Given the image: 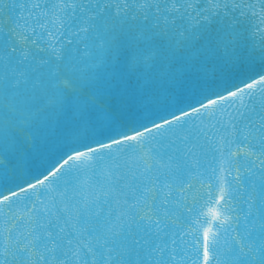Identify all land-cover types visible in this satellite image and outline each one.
Here are the masks:
<instances>
[{
	"label": "snow or ice",
	"instance_id": "1",
	"mask_svg": "<svg viewBox=\"0 0 264 264\" xmlns=\"http://www.w3.org/2000/svg\"><path fill=\"white\" fill-rule=\"evenodd\" d=\"M0 89V183L16 189L0 194V264H264V0H0ZM225 104L221 155L260 182L238 210L217 176L197 209L177 175L198 147L184 126ZM154 131L175 137L166 160ZM178 211L195 213L191 254L169 244Z\"/></svg>",
	"mask_w": 264,
	"mask_h": 264
},
{
	"label": "water",
	"instance_id": "2",
	"mask_svg": "<svg viewBox=\"0 0 264 264\" xmlns=\"http://www.w3.org/2000/svg\"><path fill=\"white\" fill-rule=\"evenodd\" d=\"M27 15V14H25ZM54 19V18H50ZM42 23H47V29L48 31H51L54 33L53 42L55 43L56 47H60V42H63L66 46V50L72 51L74 50L77 45L75 44L74 37L67 34L66 29H60V32H64L65 35H60V32L56 31V28L58 25H53L50 22L47 21H41ZM33 27H36V30L38 33H43V40L48 41L49 37L47 36V33L44 31V29L39 28L36 26L35 22L33 21ZM255 23V21H253ZM74 30V29H73ZM250 31H254V29H250ZM31 34V33H29ZM69 39H72L74 43L72 45H67V41ZM258 40V37L256 38ZM41 46H44L43 44ZM80 48H83V45H79ZM87 63H91L88 61ZM243 79V77H241ZM184 104L171 106L167 109L168 112H179L177 111L178 108H184ZM187 110V109H186ZM228 113H234V109L232 107H229L227 104L224 105V111H217L215 118H209L206 115L202 118H196L195 116L191 117L189 119V123L186 124L184 127L186 129H190L193 132V143L197 144L198 147L194 149L195 155L187 157V164L182 167L180 173L177 175L180 177V179L183 180L185 188H186V194L188 197V204L193 205L195 204V207L199 209L201 205L203 204V200L200 199L202 195H204L208 189L207 185L211 184L213 188H215L216 184V177L223 175L227 183H225V187H228L229 183L231 184L230 191L232 192V199L231 204L233 207H236L238 210L240 208H246V204L244 203V194L249 189V185L252 183L259 184L260 182V171L258 169H253V174L246 173L244 171L245 168H247L248 162L243 159H233L229 160L227 157V147H223L224 155H221V138H231L227 136V133L225 131V128L222 127V125L227 124L229 120ZM161 115H166V112H161ZM4 115V92L2 89H0V122H2ZM156 117H151V119H155ZM203 121V122H202ZM141 125H145L147 127H151V123L149 120L142 119L138 123H132L129 125V128H135L137 130L143 131V128ZM202 129V131H199ZM121 131H128L127 128L121 129ZM50 141L56 140V131L52 130L47 133ZM145 135L148 137V140L154 145L155 149L159 151V153L164 157V159H167L168 155H171L172 152L169 149L168 145L172 139H175L174 136H172L171 133H165L163 136L159 135L158 133L153 132V135H155L156 139L152 140L151 136H149L147 133ZM93 140H104V142H107L105 137L102 136H95L92 139L85 140V143H91L92 146H96L93 143ZM39 143V141H38ZM59 145L57 144L56 147ZM55 151V147L52 149ZM232 150H235V145H233ZM105 160H107V157H105ZM221 166L224 167L225 171L223 173L220 172ZM240 169L239 175L241 176V182L237 184L235 182V177L238 175L236 172V169ZM213 169L216 171L214 172ZM231 169L232 175H228V170ZM39 171H42V168L38 169ZM89 176L92 175L91 172L88 173ZM65 179H68L71 181L72 184L77 183L75 174L72 177H66ZM201 183L205 185V187H201ZM191 184L193 187L191 189H187V185ZM64 184L63 181H61V190H63ZM12 188L14 191L15 185L8 184L3 185L0 183V194H7V189ZM196 198L195 200L193 198ZM44 199V197H41ZM15 199V198H14ZM35 199L34 196L29 198V196H26L24 193L20 194V199L13 205V211L19 210L20 213H23L27 208H30L32 206V202ZM177 215L180 216V219L177 221V226L171 228L170 231V238H169V244L171 245V240L174 239L176 241L175 245H172V247H175L177 253L179 255H183L184 252L192 253L193 252V244H194V234L189 235V232H192L191 220L194 218L195 213L190 217L187 213H184L183 215H180V212H177ZM172 233H175V235H172ZM234 233H225L222 234L220 244L223 247L224 241L226 239H229L231 235ZM179 258V256H178Z\"/></svg>",
	"mask_w": 264,
	"mask_h": 264
}]
</instances>
